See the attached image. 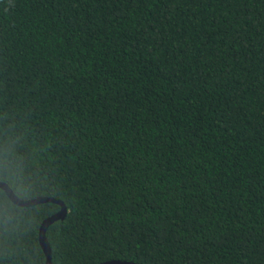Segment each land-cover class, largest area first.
I'll list each match as a JSON object with an SVG mask.
<instances>
[{"label": "trees", "instance_id": "obj_1", "mask_svg": "<svg viewBox=\"0 0 264 264\" xmlns=\"http://www.w3.org/2000/svg\"><path fill=\"white\" fill-rule=\"evenodd\" d=\"M0 181L51 264H264V0H0Z\"/></svg>", "mask_w": 264, "mask_h": 264}, {"label": "water", "instance_id": "obj_2", "mask_svg": "<svg viewBox=\"0 0 264 264\" xmlns=\"http://www.w3.org/2000/svg\"><path fill=\"white\" fill-rule=\"evenodd\" d=\"M0 189H2L5 192L7 197L13 203L19 206H24V207L34 206V205H37L40 203H46V202H53V203H57L60 205V209L56 213L46 217L41 222L39 229H38V241L45 255V264H51V249L46 239V235H45L46 230L49 227V225H51L54 221L65 217L67 213L66 206L63 204L61 200L52 198V197H46V196H38V197L31 198V199H21L13 193L11 188L6 183L1 182V181H0ZM98 264H136V263L125 261V260H120V259H110V260L102 261Z\"/></svg>", "mask_w": 264, "mask_h": 264}]
</instances>
